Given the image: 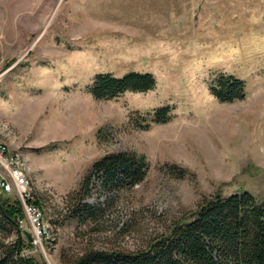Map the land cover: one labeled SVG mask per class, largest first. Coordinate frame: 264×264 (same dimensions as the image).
Returning <instances> with one entry per match:
<instances>
[{"label": "rangeland", "instance_id": "374dc122", "mask_svg": "<svg viewBox=\"0 0 264 264\" xmlns=\"http://www.w3.org/2000/svg\"><path fill=\"white\" fill-rule=\"evenodd\" d=\"M130 71L152 73L156 87L108 100L90 92L97 74ZM220 74L243 79L245 98L219 101ZM167 105L171 120L153 123ZM0 144L42 211L40 227L25 212L20 233L0 239L33 244L22 255L38 263L144 249L217 193L264 204V0H0ZM119 151L146 157L145 179L94 190L84 202L98 217H71L91 166Z\"/></svg>", "mask_w": 264, "mask_h": 264}, {"label": "trees", "instance_id": "16d2710c", "mask_svg": "<svg viewBox=\"0 0 264 264\" xmlns=\"http://www.w3.org/2000/svg\"><path fill=\"white\" fill-rule=\"evenodd\" d=\"M156 84L149 72L130 71L123 76L105 72L95 76L90 92L96 99L108 100L129 91H150ZM211 92L221 102L242 100L246 83L232 74H220L211 84ZM170 112L168 105L154 109L152 122L170 121ZM143 121L138 116L131 118L135 126L149 129L151 123ZM169 169L175 172L176 166ZM148 170L146 157L133 151L103 156L91 166L75 192L78 204L71 217L96 219L102 208L84 202L89 194L98 188L105 194L132 188L145 179ZM177 171L179 176L185 175V170ZM23 218L20 200L11 202L7 194L0 192V230L8 234L17 232ZM31 245L23 238L12 242L0 239V264H45L22 255L23 248ZM71 264H264V204L249 191L227 196L217 193L205 198L190 218L175 224L169 234L155 238L144 249L92 248Z\"/></svg>", "mask_w": 264, "mask_h": 264}, {"label": "built area", "instance_id": "2783aa9c", "mask_svg": "<svg viewBox=\"0 0 264 264\" xmlns=\"http://www.w3.org/2000/svg\"><path fill=\"white\" fill-rule=\"evenodd\" d=\"M8 149L5 145L0 144V165L2 169H6L9 173L5 174L0 172V190L4 193L11 194L12 191L15 194H19V198L23 204L24 212H27L32 216L33 222L36 223L39 227L41 225V216L42 211L38 205L31 202L34 196V190L30 186V181L28 175L25 171V168H13L12 163H9L10 155ZM15 157V156H14ZM23 164V163H22ZM16 194V195H17ZM41 234V230L39 229Z\"/></svg>", "mask_w": 264, "mask_h": 264}, {"label": "bare ground", "instance_id": "6f19581e", "mask_svg": "<svg viewBox=\"0 0 264 264\" xmlns=\"http://www.w3.org/2000/svg\"><path fill=\"white\" fill-rule=\"evenodd\" d=\"M13 192H14V191H12V192H11V194H12ZM16 194H17V193H16ZM18 196H19V194H17V197H18ZM18 200H20V198H19V197H18ZM20 202H21V200H20Z\"/></svg>", "mask_w": 264, "mask_h": 264}, {"label": "water", "instance_id": "95a60500", "mask_svg": "<svg viewBox=\"0 0 264 264\" xmlns=\"http://www.w3.org/2000/svg\"><path fill=\"white\" fill-rule=\"evenodd\" d=\"M28 238H29V240H31V237H30V235L28 234Z\"/></svg>", "mask_w": 264, "mask_h": 264}]
</instances>
